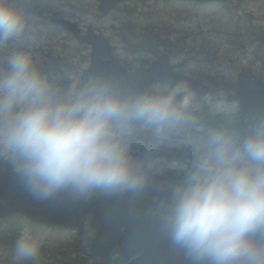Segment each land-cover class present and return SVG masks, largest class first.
Listing matches in <instances>:
<instances>
[{
  "label": "clouds",
  "instance_id": "clouds-1",
  "mask_svg": "<svg viewBox=\"0 0 264 264\" xmlns=\"http://www.w3.org/2000/svg\"><path fill=\"white\" fill-rule=\"evenodd\" d=\"M30 5L0 0V160L32 199L142 192L149 175L132 141L179 137L191 166L160 209L171 244L192 264H264V114L206 120L186 74L134 88L83 69L52 75L36 56ZM48 243L23 223L0 264H47Z\"/></svg>",
  "mask_w": 264,
  "mask_h": 264
},
{
  "label": "rangeland",
  "instance_id": "rangeland-1",
  "mask_svg": "<svg viewBox=\"0 0 264 264\" xmlns=\"http://www.w3.org/2000/svg\"><path fill=\"white\" fill-rule=\"evenodd\" d=\"M55 2L54 7L49 10L37 8L33 3L30 5L33 26L40 31L39 36H36L39 40L36 56L40 62L45 53L52 49L62 57H69L72 71L84 70L90 64V46L79 44L69 33L49 22L50 16L56 14L77 23L84 31L91 27L106 35L117 57L134 72L147 66L144 60L151 61L156 56L148 51H133L131 46L141 43L147 37L159 36V54L169 51L172 64L179 71L200 79L217 90L210 101H203L198 96L206 120L225 122L233 117L240 119L239 105L234 98L237 74L240 71L251 72L264 81V47L260 46V42L251 33V26L255 28L254 31H264V0L228 2L237 14L230 30H219L216 23H211V19L218 16L220 7L224 4L200 7L194 3L172 0H132L121 4L109 15L102 16L98 10V0ZM235 31L240 34L237 44L232 42ZM178 41L181 44L175 47L174 44ZM241 43L245 45L244 49L240 47ZM212 55L216 56L217 60L215 68L205 61ZM208 75L214 76L217 84L211 83L207 79ZM220 96L223 100H220ZM133 144L132 142L130 146ZM137 146H145V143L138 141L131 152L137 151ZM147 149L151 150V153L154 151V154L162 153V156L155 155L154 159L149 156L156 163L165 164L167 161V164L179 167L191 165L189 149L179 137H173L159 146L148 144ZM164 154L168 156L165 157ZM5 164L10 165L6 162ZM23 223L46 233L49 242L46 250L47 264L103 263L91 253L90 242L94 235L88 223L84 222L83 227L71 232L58 227H40L24 217L15 216L11 220L0 221V228L7 226L17 230ZM6 234L9 237L15 235L11 232ZM0 236H3L2 230ZM11 240L0 244V255H3ZM107 264L122 263L114 259Z\"/></svg>",
  "mask_w": 264,
  "mask_h": 264
},
{
  "label": "water",
  "instance_id": "water-1",
  "mask_svg": "<svg viewBox=\"0 0 264 264\" xmlns=\"http://www.w3.org/2000/svg\"><path fill=\"white\" fill-rule=\"evenodd\" d=\"M124 1L128 0H99V11L102 15H107ZM195 1L207 4L211 0ZM214 1L225 2L228 0ZM51 22L72 32L81 43L92 45L91 65L84 71V75H88L89 72L100 73L109 75L117 81L125 77L130 88L153 80L183 75L174 70L170 54L164 52L146 70L142 83H131L127 70L119 63L114 55L113 47L105 35L97 33L92 28L86 34H82L77 24L60 17L51 18ZM105 56H109L110 59H104ZM187 77L199 95H213L214 90L211 86L190 76ZM235 99L241 108V120L249 116L264 114V82L254 78L250 73H238ZM132 157L134 160L143 162L148 175L153 176L149 178V182L154 181L155 176L158 177L151 172L147 158L141 152H134ZM3 164V160H0V219L21 214L42 225H63L70 229H76L81 224L83 217L90 214L91 225L96 230V237L92 241V251L101 260L107 259L113 253H119L124 258H131L140 252L143 256L132 260L129 264H161V259L167 260V264H172L169 255L179 252L171 244L163 228L162 219L158 221L153 233L140 234L135 228L129 226L122 231V226L129 221L123 215L124 212H128L125 209L128 200L134 201V212H145L144 204L133 197L131 193H99V198L94 203H89L87 199L76 200L67 194H63L53 201H36L20 185L12 167L7 166L3 169ZM146 189L152 193L159 192L158 188L153 185H147ZM155 195L151 197V202L157 207L163 206L164 198L157 199ZM183 260L192 264L189 257H183Z\"/></svg>",
  "mask_w": 264,
  "mask_h": 264
},
{
  "label": "flooded vegetation",
  "instance_id": "flooded-vegetation-1",
  "mask_svg": "<svg viewBox=\"0 0 264 264\" xmlns=\"http://www.w3.org/2000/svg\"><path fill=\"white\" fill-rule=\"evenodd\" d=\"M120 62L123 63L121 60ZM151 64L152 63H150V65ZM124 66L127 67L128 69L129 78H130V81H132V83H142L144 81L147 66L144 69L136 70L135 72L134 70H131L127 65L124 64ZM118 82L122 84L123 86L129 87L128 82L124 77H122V79ZM138 141L144 142L145 146H137L138 148L137 150L143 151L144 154L149 155V156L151 155L154 157L155 155H157V154H154V151L151 153V150L147 149V146L148 144H150V142L146 136L138 135L135 139L134 146H136V143ZM158 156H162V153L158 154ZM164 156L167 157L168 155L164 154ZM154 161L149 160V168L154 174H157L160 177L155 176V178L153 179L154 181H150L148 185H151V186L153 185V187L154 186L157 187L159 192L158 193L155 192L156 193L155 195V193H152L151 191L145 188L142 192L136 193L141 203L144 204L145 212H137V213L134 212L133 201L127 202L125 209H127L128 212H124L123 215L126 219H129V221H127L126 225L122 226V231L126 230V227L129 226V227L135 228L140 234H145L147 232L153 233L156 230L158 221L162 219V216L160 215V209L162 208V206H159V207L155 206L153 202H151V197L155 195V198L157 199L165 198L169 185L176 183L181 178V175L186 171V169L191 166L189 164L188 166L179 167V166L167 164V161H165V164L156 163ZM151 177L153 176H149V178ZM97 197H98V194H96L93 197L88 198V200L90 202H93L95 201ZM90 221H91V217L86 216L83 219L82 227L84 226V222L88 223L93 235H95V230L91 226ZM90 249H91V242H90ZM142 256L143 254L138 252L135 255H133L132 258L125 259L122 256L116 254V255L110 256L105 261H102L103 262L102 264H107V262L114 260V259L120 260L122 264H127L132 259H138V258H141ZM183 257H187V256L182 251L179 250L178 253H171L169 255V260H170V263L172 264H189L188 261L183 260ZM160 262L162 264H167V260L165 259H161Z\"/></svg>",
  "mask_w": 264,
  "mask_h": 264
},
{
  "label": "trees",
  "instance_id": "trees-1",
  "mask_svg": "<svg viewBox=\"0 0 264 264\" xmlns=\"http://www.w3.org/2000/svg\"><path fill=\"white\" fill-rule=\"evenodd\" d=\"M33 4L37 7V8H41L42 6L45 5L46 10L49 9V7L51 6L53 0H32ZM55 3V1H54ZM237 16V14L235 12H233V9L228 5V4H224L221 9L220 12L218 13L217 18H213L212 19V23L215 25L216 23V27L219 30H230L233 25H234V20L235 17ZM255 28L253 26H251V31L253 32V34H255V38L260 42V46L263 47L264 46V31L259 29L254 31ZM235 34H233V43H237V38L240 36L239 33H236V31L234 32ZM160 37L157 36L155 38L153 37H147L145 38L141 43L135 44L133 46H131L133 51H148L150 53L153 54H158L159 52V43H160ZM162 43H166V42H162ZM177 44H181L180 41L176 42L174 44L175 47H178ZM166 46V45H165ZM194 59H196V57H194ZM263 60V58H262ZM43 62H41V66L42 68L49 72V73H61V74H66V69H69L71 66L68 63V60L66 58H62V57H56V54L53 53L52 51H50V54H48L47 58L44 57V59L42 60ZM145 61V60H144ZM205 61L209 62L211 64V66L213 68H215L216 65V56L212 55V57H207L205 59ZM51 69H55L53 71H59V72H51ZM59 73V74H60ZM211 83L217 84V80L214 76L212 75H208L207 78ZM220 100H223L220 96ZM205 111H208V106L205 107ZM208 121H212V122H216L215 120H211V119H207ZM14 229H11V227H7V226H2L0 228V230H2L3 232V236H0V244H4L6 243L8 240V238L13 236H8V234H6V232H11L12 234L16 233V229L15 227H13Z\"/></svg>",
  "mask_w": 264,
  "mask_h": 264
}]
</instances>
